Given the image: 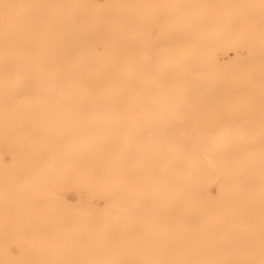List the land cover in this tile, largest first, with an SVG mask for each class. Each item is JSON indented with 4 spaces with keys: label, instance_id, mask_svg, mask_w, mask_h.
I'll list each match as a JSON object with an SVG mask.
<instances>
[{
    "label": "rangeland",
    "instance_id": "obj_1",
    "mask_svg": "<svg viewBox=\"0 0 264 264\" xmlns=\"http://www.w3.org/2000/svg\"><path fill=\"white\" fill-rule=\"evenodd\" d=\"M167 2L174 23L162 33L158 14L149 37L205 53L132 58L114 102H22L8 119L49 135L17 149L0 187V245L19 219L36 264H264V0Z\"/></svg>",
    "mask_w": 264,
    "mask_h": 264
},
{
    "label": "bare ground",
    "instance_id": "obj_2",
    "mask_svg": "<svg viewBox=\"0 0 264 264\" xmlns=\"http://www.w3.org/2000/svg\"><path fill=\"white\" fill-rule=\"evenodd\" d=\"M170 5L167 0H0V187H8L13 180L17 149L25 141L49 135L45 121L36 116L23 118L16 127L8 125L22 102L33 106L45 101L68 106L114 102L116 90L123 81L128 84L129 74L135 73L132 58L145 63L153 55L192 57L205 53L196 39L149 37L150 26L159 21L158 14L165 19L158 23L162 33L174 23L168 18ZM7 18L8 22L4 21ZM182 34L191 35L187 29ZM145 82L142 78L141 84ZM18 87L23 89L22 96L17 94ZM40 111L44 115L49 109ZM59 120L52 118L48 123L57 133ZM22 181L23 172L14 182ZM14 225L19 237L0 245V264H21L22 253L28 255L29 264H36L21 221ZM57 252L53 248L51 257Z\"/></svg>",
    "mask_w": 264,
    "mask_h": 264
}]
</instances>
